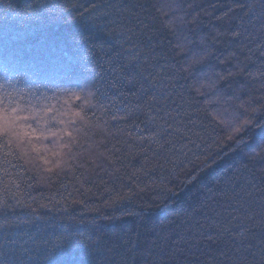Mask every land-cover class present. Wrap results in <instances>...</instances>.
Wrapping results in <instances>:
<instances>
[{
  "label": "trees",
  "instance_id": "trees-1",
  "mask_svg": "<svg viewBox=\"0 0 264 264\" xmlns=\"http://www.w3.org/2000/svg\"><path fill=\"white\" fill-rule=\"evenodd\" d=\"M262 5L0 0L40 137L0 140V264H264Z\"/></svg>",
  "mask_w": 264,
  "mask_h": 264
},
{
  "label": "snow or ice",
  "instance_id": "snow-or-ice-1",
  "mask_svg": "<svg viewBox=\"0 0 264 264\" xmlns=\"http://www.w3.org/2000/svg\"><path fill=\"white\" fill-rule=\"evenodd\" d=\"M261 7L264 8V5H262ZM199 62V60L193 61V63ZM3 70L7 79L5 84H0V140H3L7 144H11L14 139H31V137L33 136H36V138L39 139L40 137L37 136L36 129L32 128L30 123H27L28 121L37 118V110L32 108H25L22 106L21 101L24 99V90L17 89V78L12 76V73L18 72L19 69L12 64V62L8 59L7 55L5 57V65ZM50 70V68L42 64L34 68L27 69L24 75L25 78H27L28 75L40 76L47 74ZM261 75H264V73H262ZM221 79H223V77H221ZM213 86V84L201 85L200 87H196L195 91L203 95V93L201 92V88ZM190 87H194V85ZM9 88L11 89V91L9 90ZM76 98L80 99L79 96H77ZM150 99L156 100L157 98L153 96ZM163 99L167 101L169 97L165 96ZM173 103H175V101H173ZM240 107L244 108L245 112L248 111V109L243 104H241ZM46 111L50 112L52 111V109L48 108ZM257 111H264V106H261L260 109H252L253 115L249 118H246L242 122V124L234 127L233 133H239L243 128L260 126L256 122L254 116L255 112ZM166 115H171V113H166ZM233 119H236V117L233 116ZM225 123L231 124L232 121H225ZM173 131H179V129H173ZM48 132L53 138H56L59 135L58 131H53L51 128L48 129ZM63 135L68 136L70 139L72 137L71 132H64ZM147 139L151 140L152 137L150 136ZM156 142L159 143V140H157ZM61 147H68V145L62 143ZM53 155H59V153L54 152ZM117 171L119 170L117 169ZM261 253L262 259H264V249L261 250ZM4 264H7V261H5Z\"/></svg>",
  "mask_w": 264,
  "mask_h": 264
}]
</instances>
